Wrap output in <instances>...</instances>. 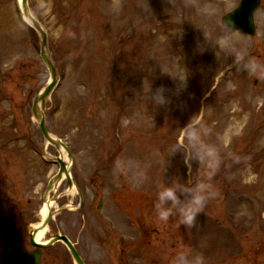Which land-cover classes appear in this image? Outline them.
I'll list each match as a JSON object with an SVG mask.
<instances>
[{
    "label": "rangeland",
    "instance_id": "rangeland-1",
    "mask_svg": "<svg viewBox=\"0 0 264 264\" xmlns=\"http://www.w3.org/2000/svg\"><path fill=\"white\" fill-rule=\"evenodd\" d=\"M261 1L248 37L221 25L241 0H29L57 69L47 128L70 147L83 196L66 180L51 192L44 240L94 219L117 222L126 206L127 240L148 228L174 244L155 253L157 264H173L179 251L202 253L206 264H264V68L244 67L264 66ZM176 32L198 42L183 45ZM40 42L17 0H0V264H31L26 233L42 221L59 171L60 153L32 113L51 78ZM187 126L218 166L195 158ZM198 184L216 195L191 226L175 210L158 218V191ZM130 245L126 258L139 264L146 250ZM65 251L56 244L43 257L68 261Z\"/></svg>",
    "mask_w": 264,
    "mask_h": 264
},
{
    "label": "flooded vegetation",
    "instance_id": "flooded-vegetation-1",
    "mask_svg": "<svg viewBox=\"0 0 264 264\" xmlns=\"http://www.w3.org/2000/svg\"><path fill=\"white\" fill-rule=\"evenodd\" d=\"M121 210L123 218H116L117 222L110 218L94 219L95 224L89 228L68 229L66 233L61 231L60 235L66 236L73 242L85 264H131L130 260L126 258V252L129 251L126 247L131 246L130 244L143 247L146 250L141 254L139 264H157L155 253H158L163 245H171L172 248L174 244L170 243L172 241L164 238L162 234L155 232V229L149 231L148 228L145 229L144 234L128 235L134 239L127 240L126 206ZM83 230L86 233L82 234ZM83 236L86 237L83 238ZM126 241L131 243L126 245ZM62 245L66 250L68 261H64L62 255L51 257L48 260L42 256V264H74L66 245L64 243Z\"/></svg>",
    "mask_w": 264,
    "mask_h": 264
},
{
    "label": "water",
    "instance_id": "water-1",
    "mask_svg": "<svg viewBox=\"0 0 264 264\" xmlns=\"http://www.w3.org/2000/svg\"><path fill=\"white\" fill-rule=\"evenodd\" d=\"M259 5H260V0H243L241 6L238 9H236L234 12L228 14L222 19V24L227 27H237L246 34L254 35L255 27L253 24V15H254V12L259 7ZM21 7H22V11H21L22 16L38 31L40 35V38H41L40 57H41L42 62L48 68L51 74V82L42 90V92L38 95V97L35 99L33 103V109H32L33 115L40 125V129H41V132L44 138L50 144L55 146L58 150L61 151V148H63L67 152L68 158L71 160L72 155H71L70 149L61 140L54 138L49 133L47 126H46V117L44 114L45 103L57 84V71H56V67L54 63L51 60L50 53L48 50L47 34L45 30L43 29V27L40 25V23L32 15L29 9L28 0H21ZM226 21H230L231 26H229L226 23ZM59 163L61 165L60 172L51 181L47 195L52 189L58 186L63 172L67 176V180L70 184V187H72V181H71L70 172H69L70 168L68 169L66 167L63 159H59ZM47 195L45 197V202H47ZM52 217H53V213L49 210L48 215L46 216L45 220L41 223L40 227L34 231H31L32 244L38 248H47V247L52 246L57 241L64 240L69 246L71 253L75 261L77 262V264H83L76 250L72 246V244L65 238L56 236L48 244L47 243L40 244L36 242V237L38 233L46 229ZM40 255H41V251L37 250L31 255L30 258L35 264H40Z\"/></svg>",
    "mask_w": 264,
    "mask_h": 264
},
{
    "label": "clouds",
    "instance_id": "clouds-1",
    "mask_svg": "<svg viewBox=\"0 0 264 264\" xmlns=\"http://www.w3.org/2000/svg\"><path fill=\"white\" fill-rule=\"evenodd\" d=\"M226 23L231 26L230 21H226ZM244 67L250 73H256L264 68V66L259 65L254 59L250 60ZM182 79L186 81V76L182 77ZM185 131L195 152V158L199 160L206 157L212 158L214 166H218L219 161L215 158V150L211 147L201 150L199 148L200 138L195 130L187 126ZM177 151H179L178 148L175 149V152ZM184 153L185 161L187 162L188 152ZM215 195L214 191H210L204 185L199 184L195 186H164L157 193V202L154 207L159 219L168 220L173 216L175 210V213L178 215L179 224L191 226L198 214L203 211L208 199ZM181 197L184 198L181 199ZM173 264H206V260L202 253L179 251L173 258Z\"/></svg>",
    "mask_w": 264,
    "mask_h": 264
},
{
    "label": "bare ground",
    "instance_id": "bare-ground-1",
    "mask_svg": "<svg viewBox=\"0 0 264 264\" xmlns=\"http://www.w3.org/2000/svg\"><path fill=\"white\" fill-rule=\"evenodd\" d=\"M18 2H19V5H20V8H21V11H22L21 0H18ZM232 31H233V30H232ZM234 31H235V30H234ZM178 34H180L179 39L182 41V44H183V45H192V43L195 44V43L198 42V41H197V37L199 38V36H198L197 33H194V36H193L192 38H190V39H188V36H187V35L185 36L184 32H176V35H178ZM62 151H63V150H62ZM66 167H67V166H66ZM64 179H67V176H66L65 173L63 172V173H62V177H61L60 182H61L62 180H64ZM54 190H55V189H54ZM70 191H74V190H71V189H70L69 192H70ZM52 206H53V202H52L51 200L48 199V202L44 204L43 209H42V211H41V216H42V218L46 217L48 211L50 210V208H52ZM39 227H40V225L36 226L34 229H36V228L38 229ZM47 229H48V228H46L44 231L40 232V233L37 235V237H36V241H37V242H39V243L45 242V240H44V235H45Z\"/></svg>",
    "mask_w": 264,
    "mask_h": 264
}]
</instances>
